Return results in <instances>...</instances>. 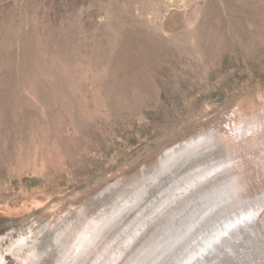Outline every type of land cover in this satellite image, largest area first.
Listing matches in <instances>:
<instances>
[{"label":"rangeland","instance_id":"1","mask_svg":"<svg viewBox=\"0 0 264 264\" xmlns=\"http://www.w3.org/2000/svg\"><path fill=\"white\" fill-rule=\"evenodd\" d=\"M0 264H264V0H0Z\"/></svg>","mask_w":264,"mask_h":264},{"label":"bare ground","instance_id":"2","mask_svg":"<svg viewBox=\"0 0 264 264\" xmlns=\"http://www.w3.org/2000/svg\"><path fill=\"white\" fill-rule=\"evenodd\" d=\"M198 140H199V139H198ZM182 149H183V150H186V149H187V146H186V145H185V146H182ZM180 150H181V149L178 148V152H179ZM176 154H177V153H176ZM173 155H174V154H173ZM174 156H175V155H174ZM174 156H172V155H171V156H165L164 158H165V159H169V158H171L172 160H174ZM49 223L51 224V221H49ZM30 230H31V229H30ZM29 233H30V232H28V234H29ZM33 233H34V232H33ZM33 233H32L31 235H33ZM26 235H27V234H25V237H26ZM25 237H24V238H25ZM27 237H28V236H27ZM33 237H34V236H33ZM27 240H28V239H27ZM23 242H24V241H23Z\"/></svg>","mask_w":264,"mask_h":264}]
</instances>
